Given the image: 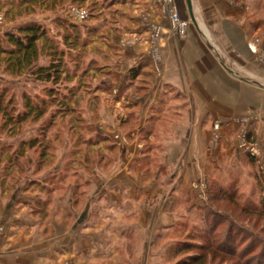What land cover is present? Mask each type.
I'll list each match as a JSON object with an SVG mask.
<instances>
[{
	"label": "rangeland",
	"instance_id": "obj_1",
	"mask_svg": "<svg viewBox=\"0 0 264 264\" xmlns=\"http://www.w3.org/2000/svg\"><path fill=\"white\" fill-rule=\"evenodd\" d=\"M109 3L110 0H0V39L4 45H8L6 31L40 23L66 50L67 62V75L60 84L59 95L43 117L38 118L33 113L27 120L6 127L5 119L0 117V218L5 219L4 208L9 209L10 218L0 224V237L8 235L12 228L13 231L21 229L22 235L31 236L32 241L39 242L44 237L47 247L59 241L60 253L73 248L71 241L75 237L78 253L87 251L82 249V243L87 245L86 241H94L99 234L98 227L87 223L85 210L91 193L95 195L113 185L107 174L114 172L117 145L125 141L117 134L109 140L120 143L108 146L102 132L105 123L119 119L115 109H106V106L112 108V94L102 93L107 83L105 91L110 87L116 95L120 89L113 83L109 68L115 66L121 55L119 49L111 45L115 43L113 24H119L121 9L113 11L118 6L115 5L109 12ZM119 6L121 8V4ZM253 7L264 14V0L260 8L258 3ZM82 13L86 14L83 18ZM189 24L187 21V27ZM160 32L161 27L151 29V47L157 46ZM67 35L73 41L69 44L74 46L65 43ZM262 37L264 39V31ZM258 49L256 45L254 51ZM261 60L260 72L254 71L258 68H250L251 72L241 67L231 68L237 78L252 87V112L236 119L238 126L230 133L233 144L229 142L234 155L227 166H223L224 172L206 173L198 186L190 189L198 190L196 195L183 187L174 188L179 189V210L173 228L161 231L152 242L138 244L133 233H126L128 240L118 247L119 260L106 259L110 251L105 249L110 246L105 241L103 263L93 259L97 263L92 264H187L198 255L203 259L190 264H264V55ZM40 62L47 64L49 57L43 55ZM49 85L37 81L30 71L14 74L5 65L0 66V93L5 94V102L12 101L10 109H14V116L25 110L27 95L35 103L48 98L45 88ZM64 98L66 101L62 103ZM101 105L105 109L103 113H99ZM132 126L134 123L130 120L129 127ZM224 128L219 122L213 124L212 144L222 143ZM244 135L247 144L257 147L258 156L241 146ZM35 138L36 145L32 146ZM144 145L151 154L153 146L148 142ZM142 166L150 175L153 170H159L165 180L171 177L169 184L161 178L165 190L174 191L172 186L177 181L183 183L173 177L170 167H160L162 165L150 155L145 157ZM192 179L197 184V180ZM147 181L153 189L156 180ZM130 184L134 190L146 189L136 178H131ZM187 187L190 188V184ZM188 196L195 197V203ZM180 243L191 245L184 250ZM89 250L90 253L92 250ZM64 260L63 264H69Z\"/></svg>",
	"mask_w": 264,
	"mask_h": 264
},
{
	"label": "crops",
	"instance_id": "obj_2",
	"mask_svg": "<svg viewBox=\"0 0 264 264\" xmlns=\"http://www.w3.org/2000/svg\"><path fill=\"white\" fill-rule=\"evenodd\" d=\"M174 2L181 19L190 23L185 35L172 33L163 0H110L108 6V11L115 5L113 11L121 9L116 14L119 24L114 23L115 30L110 31L115 35L111 45L121 55L109 68L113 83L120 89L116 95L110 87L105 91L107 83L102 93L112 94V108L106 109H115L119 119L101 126L108 146L118 143L109 140L117 134L125 141L117 145L114 172L107 174L113 185L95 195L91 193L85 210L87 223L98 227L99 234L94 241H86L87 245L81 244L87 251L77 253L74 237L70 238L73 248L60 253L59 241L49 248L44 237L32 241L31 236L22 235L21 229L12 228L0 237V264H63V259L69 264L103 263L105 241L110 246L105 249L110 251L106 259L119 260L118 247L128 240L126 233H133L138 244L152 242L158 233L174 227L179 210V189L174 188L183 187L196 195L198 190L190 189L198 186L206 173L224 172L223 166L234 155L229 144H233L230 133L238 126L236 119L252 112V87L237 78L231 68L261 71L264 14L253 7L258 3L260 8L261 0H192L191 10L186 0ZM154 27H161V36L157 46L151 47L149 35ZM256 45L258 52L254 51ZM99 111H105L103 105ZM215 122L225 126L219 145L211 143ZM144 142L153 146L151 154ZM149 155L160 167H170L173 177L183 183L177 181L172 186L174 191L165 190L161 182L164 173L153 170L150 175L147 168L143 169L142 162ZM131 178L140 180L146 189L134 190ZM146 179L156 180L153 189ZM170 179L164 182L169 184ZM188 198L195 203V197ZM8 211L4 208L6 220L10 219ZM4 220L0 218V224Z\"/></svg>",
	"mask_w": 264,
	"mask_h": 264
},
{
	"label": "trees",
	"instance_id": "obj_3",
	"mask_svg": "<svg viewBox=\"0 0 264 264\" xmlns=\"http://www.w3.org/2000/svg\"><path fill=\"white\" fill-rule=\"evenodd\" d=\"M5 38L7 46L0 39V66L5 65V68L14 74L30 71L37 81L50 85L45 88L48 98H41L35 103L31 100L30 95H27L25 110L19 112L16 116L13 115L14 109H10L12 101L5 102V94L0 93V117L5 119L3 122L4 127L14 124V122L21 123L31 117L33 113L38 118L43 117L47 112V107L52 105V102L58 97L60 84L67 75L65 74L67 69L66 50L60 46L56 39L49 35L46 27L42 24L34 22L19 26L16 31L8 30L5 32ZM65 43H73L69 40L68 35L65 37ZM70 46L74 45L71 44ZM43 55L49 57L47 64L40 62ZM65 101L64 98L62 103ZM36 141L37 138L32 141V146L36 145ZM180 244L182 247L184 246V250H188L191 245L190 243ZM202 259L203 257L200 255L194 256L187 264L193 261L199 262Z\"/></svg>",
	"mask_w": 264,
	"mask_h": 264
},
{
	"label": "built area",
	"instance_id": "obj_4",
	"mask_svg": "<svg viewBox=\"0 0 264 264\" xmlns=\"http://www.w3.org/2000/svg\"><path fill=\"white\" fill-rule=\"evenodd\" d=\"M163 2L165 3V10L169 16L170 22H171V29L175 34L178 35H185L186 33V27H187V21L181 19V17L179 16V13L177 11V8L175 6V4L173 3V0H163ZM80 16H82V18L84 16H86V14H80ZM155 40V39H154ZM153 40V43H154ZM244 140L241 143V146H243V148H245L246 150H249L250 152H252L253 155L258 156V149L255 145L253 144H247L246 142V135H244ZM244 146H248L244 147ZM263 168H264V163H263Z\"/></svg>",
	"mask_w": 264,
	"mask_h": 264
},
{
	"label": "water",
	"instance_id": "obj_5",
	"mask_svg": "<svg viewBox=\"0 0 264 264\" xmlns=\"http://www.w3.org/2000/svg\"><path fill=\"white\" fill-rule=\"evenodd\" d=\"M188 8L191 10L192 9V0H186Z\"/></svg>",
	"mask_w": 264,
	"mask_h": 264
}]
</instances>
